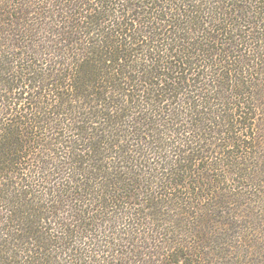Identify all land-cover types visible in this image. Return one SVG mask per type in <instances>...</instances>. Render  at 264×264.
Segmentation results:
<instances>
[{
  "label": "trees",
  "instance_id": "obj_1",
  "mask_svg": "<svg viewBox=\"0 0 264 264\" xmlns=\"http://www.w3.org/2000/svg\"><path fill=\"white\" fill-rule=\"evenodd\" d=\"M13 3L0 52L21 65L9 88L26 86L28 106L0 95V264H117L124 238L102 230L117 225L140 242L121 254L131 262L209 258L194 214L240 186L221 184L264 122V0ZM222 165L232 175L214 177ZM169 205L190 216L162 233Z\"/></svg>",
  "mask_w": 264,
  "mask_h": 264
},
{
  "label": "rangeland",
  "instance_id": "obj_2",
  "mask_svg": "<svg viewBox=\"0 0 264 264\" xmlns=\"http://www.w3.org/2000/svg\"><path fill=\"white\" fill-rule=\"evenodd\" d=\"M13 2L14 0H0V12L9 11L11 13H14L16 9L13 8L17 4H14ZM1 7H3L4 10L1 9ZM12 10H14V12ZM36 10L37 9L35 7H29V13L27 14V17L33 20L35 26H37V18H38V14ZM13 28H19V26L17 25L16 27L14 26L10 27V29ZM35 28L37 33V27ZM9 34L10 35L6 34V36H12V34H15V32H9ZM12 37L14 39L17 38V36L14 35ZM15 42L17 41L15 40ZM16 51L17 48L13 49L10 52H12L11 54L14 55ZM8 52L6 51L0 52L1 53L0 81L2 83L4 81L5 82L8 81V84H5L6 90H4L5 87L0 86V95L2 94L3 96L5 95L6 97L9 96L12 97L14 95L17 96L18 99L16 101L17 103L15 104L12 103L8 107H12L15 108L16 110H19V108L28 106L27 103H23V100L20 97V96H25V93L21 94V92L22 89L25 90L26 86H24L23 88H14V89L9 88V87L17 86V84L19 86H22V84H20L19 81L21 78L20 76L21 73L19 71L21 65L19 63L15 64L13 62H7L8 60L12 61L13 60L12 58H14ZM11 78H16V80L15 79L11 80ZM262 79L258 80L260 82L259 84H264ZM260 94L261 96H264V87L263 89H261ZM262 107L264 109V106ZM1 108H4V104L0 102V109ZM10 110H13L15 112L14 109H10ZM261 111L259 114H257L259 118V122L256 121V124L260 123L262 119L264 120V114H262ZM260 116H261V121H260ZM250 131L252 133V134L250 133L251 137L245 138L246 140L249 141V144L245 147L244 150L240 149L239 151H241L242 154L245 152H251V154L248 157H246V159L242 158L241 161L243 164L242 163L239 164L238 167H241V169L236 170L237 176L232 175L230 171L232 167H229L228 165H222L221 170L218 169L213 173L211 172L214 177L216 175H220L221 177H223L224 175L228 176V172L226 171L223 174L222 170L224 169L228 170L230 168L229 173L232 176H228L230 178L226 179L224 184L223 185L221 184V187H228L231 186L230 183H237V182L239 183L240 186L235 190L232 189L231 191L229 190L225 194V196H223L219 200L218 207L217 205H215V208L214 206H207V207L202 206L201 209H198L197 212L194 214L195 217L194 220H196L197 225H200V230L202 231L203 234L205 233L209 238L206 239L205 242H202V244L204 245L203 247L201 246L202 248H200L201 251L206 252V255H209V258H205V261H207L205 262L198 256V262L200 264H264V122L259 124V127L257 129L252 128V130ZM211 159L214 160L213 157H211L208 160L210 161ZM234 168L236 169V166ZM202 202L205 203V205H207L210 201L205 199L202 200ZM189 210L190 212L196 211L195 208L194 209L191 208ZM177 211L178 210H176V206L173 205H169L168 207L163 209L162 212L164 213V218H162L158 222L159 224H162V226L160 227L161 229L163 227L162 233L163 231H165V233L171 232L176 224L174 221L180 219V221L182 222L183 220L189 218L190 216V214L181 213V212L177 213ZM165 218H169V221ZM142 226H138L139 227L138 233L139 235H141L143 244L145 245L147 244L146 246H148L151 241L147 239L144 240V236L148 235L154 239L155 231L153 230L152 232L150 228L147 229L148 225H142ZM126 228L127 229L129 228L128 225L125 226L117 225V229L114 228L109 229L108 227L102 230L103 233L113 237L115 236L117 231H120L118 232L117 237L124 238L123 240L119 238L117 240H114L120 245L118 249L119 250L118 253L114 249L115 252L114 255L122 257L121 260L117 261V264H129V263L137 264L136 262H131L135 258L133 260L130 259L131 260L130 261L125 256H123V255H127L126 253L127 250L137 249V247H135L136 242L138 244L136 246H140L139 240L133 239L126 241L127 235L122 234L123 233L122 231L125 232L127 231ZM198 229L199 227L197 226V230ZM172 235H175V233ZM163 238L164 237H162V234L158 235V241H156V243L159 242L158 244H160V241ZM101 244H105V242H102ZM82 245H84V243H81V246ZM86 245H88L89 248H91L90 246H92L89 242H86ZM140 249L141 251H146V249H142L141 247ZM106 253H108L107 255H110L112 252H110L109 250L106 251ZM144 257L145 256L143 254L139 256V258H144Z\"/></svg>",
  "mask_w": 264,
  "mask_h": 264
}]
</instances>
